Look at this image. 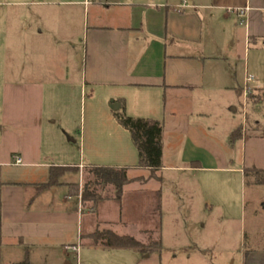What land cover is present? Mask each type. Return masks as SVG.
Segmentation results:
<instances>
[{
  "label": "crops",
  "instance_id": "crops-1",
  "mask_svg": "<svg viewBox=\"0 0 264 264\" xmlns=\"http://www.w3.org/2000/svg\"><path fill=\"white\" fill-rule=\"evenodd\" d=\"M80 3L97 9L93 17L96 24L87 28L84 53L79 55L83 68L80 94L88 86L102 92L105 104L120 105L128 117L162 121V168L155 177L150 170L137 167L138 152L131 135L118 123L114 112L112 116L105 112L107 128L100 134L93 131L91 146L101 153L124 150L126 156H93L86 162L82 137L80 146L77 139L68 137L73 147L62 151L53 148V132L45 130V122L49 124L54 118L56 124L57 117L54 111L45 109L48 87L36 81L33 66L17 70L13 81H4L0 69V264H4V251L10 256L18 253L19 259L14 256L11 264L26 260L38 264L39 259L47 264H81V260L83 264H99L96 258L101 256V264H147L154 253L95 247L88 243L87 236L99 230L100 221L106 226L104 230L132 236L144 244L155 234V242H161L162 250L169 248L188 223L172 209L180 201L189 203L193 199L190 186L194 180L188 175L203 171L243 174L230 153L241 147L236 146L237 142L230 143L231 133L240 126L232 123L224 127L221 140V126L214 120L220 94L228 98L229 104L242 95L247 104L258 105L264 100V0ZM240 10L246 11L240 15ZM241 57L245 61L239 68ZM66 62L65 59L62 64ZM49 72L63 74L62 78L55 77L54 87L70 89L73 78L68 72L55 68H49ZM248 77L253 81L248 82ZM246 87L253 102L249 95L245 97ZM72 116L70 109L65 108L63 118ZM97 120L92 119L95 126ZM63 126L70 132L68 125ZM244 132L243 127V135ZM54 136L56 142H61L59 134ZM15 156L22 159L21 165L15 164ZM91 166L146 172L148 179L134 177L130 183L139 185L138 193L155 197L156 218L130 224L121 220L117 206L121 197L116 199L112 193L111 199L103 201L96 212H89L90 221L84 228L87 210L73 186L81 191L83 172ZM51 167L77 171L67 172L57 186L43 187L48 183ZM71 173L79 174V184L67 179ZM150 180L155 181L154 186ZM186 210L189 211L188 205ZM102 212H109L105 219ZM177 224L182 228L178 230ZM184 240L192 248L189 237L184 236ZM77 245L78 253L66 250ZM201 253L187 255L183 260L186 264H217L215 258ZM241 264H264V249L242 250Z\"/></svg>",
  "mask_w": 264,
  "mask_h": 264
},
{
  "label": "rangeland",
  "instance_id": "rangeland-1",
  "mask_svg": "<svg viewBox=\"0 0 264 264\" xmlns=\"http://www.w3.org/2000/svg\"><path fill=\"white\" fill-rule=\"evenodd\" d=\"M81 1L83 0H0V69L4 81H13L17 70H21L23 66H33L36 81L48 87L45 92V109L54 111L57 117L56 124H53L54 118L48 121L49 124L45 122V130L51 129L53 132L50 140L53 148L62 151L73 147V144L68 143V137L77 139L80 146L82 137V155L86 162L93 156L100 159L113 158L115 154L124 157L127 155L124 150L120 153H101L93 151L91 146L93 131L100 134L107 128L105 112L112 116L114 111L111 105L105 104L101 91L85 86L80 94L78 89L83 74L79 55L84 53L87 28L96 24L93 17L97 11L94 6L84 7ZM241 58L239 68L245 61L244 57ZM65 59L67 66L62 64ZM49 68L68 72V76L73 78L70 89L62 85L54 87L57 83L55 77L62 78L63 74H52ZM219 97L223 100L219 98L216 120L213 118L221 126L218 131L219 139H223L224 127L232 123L245 128L243 139L236 143V146L241 147L230 151L235 165L243 171L252 167L264 169V100L258 105L247 104L242 95L237 102L229 104L225 95L220 94ZM67 107L73 114L71 119L63 118ZM114 113L124 114V111ZM94 117L98 119L96 126L92 122ZM63 125H68L70 132L65 131L66 126ZM54 133L59 134L61 142H56ZM86 176L85 173L83 179ZM139 176L149 178L140 169L128 170L129 179ZM188 176L194 180L190 186L193 199L189 203L180 201L177 207L172 208L188 221L185 230L177 231V241L171 243L169 248H163L161 255L154 253L147 264H186L183 259L187 255L195 256L201 252L207 258H215L217 264H241L242 250L264 249V187L248 183L241 173L224 175L203 171ZM66 177L72 183L81 182L78 173L67 174ZM150 181L153 184L151 186H154L155 181ZM133 183L124 187L117 205L121 209L119 218L129 224L155 219L158 204L155 197L138 193L139 185ZM112 193L109 187L103 191V195ZM187 205L189 211L186 210ZM89 206L87 204L86 208ZM89 212H84V228L90 221ZM102 214L105 219L109 212ZM104 227L106 226L98 221V229L104 230ZM176 228L179 230L182 227L177 224ZM184 236L189 237L192 248L186 244ZM156 238L153 234L151 240L148 237L145 244L141 243L150 245ZM14 256L4 251V264H11L13 258L19 259L18 253L15 252ZM175 256L178 258L176 262ZM101 257L96 258L99 264L102 263ZM36 262L47 264L44 259Z\"/></svg>",
  "mask_w": 264,
  "mask_h": 264
},
{
  "label": "trees",
  "instance_id": "trees-1",
  "mask_svg": "<svg viewBox=\"0 0 264 264\" xmlns=\"http://www.w3.org/2000/svg\"><path fill=\"white\" fill-rule=\"evenodd\" d=\"M249 101L253 96L249 95ZM262 98V96H259ZM253 102V101H252ZM115 117L122 128L127 130L132 138V142L138 152V165L140 169L150 170L152 176H155L162 168L163 146L162 134L164 124L159 120L152 119H134L125 114L115 113ZM243 137V127L235 129L230 135V143L234 144ZM69 171H77L70 167H51L49 171L48 183L43 187H52L60 184L59 180ZM86 178L83 179L81 191L78 186L75 193L81 196V202L84 210L96 212L99 205L111 199L110 195H103V191L109 187L112 189L114 197L120 198L124 187L131 180L128 178V169L106 166H91L85 168ZM83 173V176L84 174ZM245 180L250 184L264 187V169L256 167L245 168L243 171ZM87 204H90L86 208ZM159 209V206H158ZM92 246L106 249H136L142 253H161V242L157 241L150 245H144L134 237L129 235H118L111 230H96L87 236ZM23 264H29L26 260Z\"/></svg>",
  "mask_w": 264,
  "mask_h": 264
},
{
  "label": "built area",
  "instance_id": "built-area-1",
  "mask_svg": "<svg viewBox=\"0 0 264 264\" xmlns=\"http://www.w3.org/2000/svg\"><path fill=\"white\" fill-rule=\"evenodd\" d=\"M245 11L246 10H244V11L240 10L238 12H239L240 15H243ZM243 23H244V21H243ZM247 81L251 82V81H253V78L252 77H248ZM244 91H245V97H247L249 95V89L246 87ZM14 159H15V164L16 165H21L22 164V159L20 157L15 156ZM66 250L78 253L79 252V246L78 245L77 246H68V247H66Z\"/></svg>",
  "mask_w": 264,
  "mask_h": 264
},
{
  "label": "water",
  "instance_id": "water-1",
  "mask_svg": "<svg viewBox=\"0 0 264 264\" xmlns=\"http://www.w3.org/2000/svg\"><path fill=\"white\" fill-rule=\"evenodd\" d=\"M111 109L114 111V112H117L120 110V105L118 104H112L111 105Z\"/></svg>",
  "mask_w": 264,
  "mask_h": 264
}]
</instances>
